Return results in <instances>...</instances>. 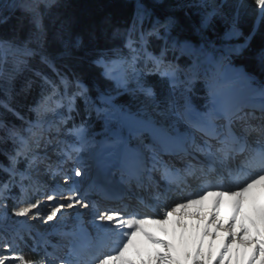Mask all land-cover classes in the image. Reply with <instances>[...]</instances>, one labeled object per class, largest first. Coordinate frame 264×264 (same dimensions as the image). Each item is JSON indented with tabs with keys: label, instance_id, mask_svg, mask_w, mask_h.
I'll return each mask as SVG.
<instances>
[{
	"label": "rangeland",
	"instance_id": "obj_1",
	"mask_svg": "<svg viewBox=\"0 0 264 264\" xmlns=\"http://www.w3.org/2000/svg\"><path fill=\"white\" fill-rule=\"evenodd\" d=\"M42 1L49 4L53 0ZM150 1L158 2L160 0ZM189 1L194 7L199 8V12L203 17L207 18L204 25L216 20L221 25L228 27L235 38L241 37V33L235 25V15L230 14L229 11H239L242 15L247 16H253L254 14L256 16L264 15V0ZM7 3V0H0V8L2 7L3 10ZM155 18L152 20L154 21L152 22L153 25L151 24L149 27H145V25L140 27L136 24L132 32L125 38L123 49L113 50L112 55L108 59H99L95 62L100 68L102 78L108 83V87L102 94L92 98L83 84H76L74 92H69L67 86L62 85V90L54 89L40 104L36 111L37 116L35 115L36 120L33 124V129L31 131L28 127L25 129V131L29 130L30 132L29 144L32 143V146L36 145L37 147H26L19 155L25 157V155H29L32 152L40 154L46 146L48 148V142H51L50 144L53 145L54 151L60 153L59 159L65 160L63 163L65 175L55 177L49 172L50 177H55V179L44 180L45 184H48L45 192L47 194L37 195L33 202H29L31 191L27 189L23 181L30 179L29 173L34 168L35 159L32 156L28 157L24 169L19 170L14 165L17 158H13V162L7 168L11 173L10 180L0 189V264H32L21 253L19 244L22 241L30 240L32 243L31 247L36 249L42 245L46 236L51 234L61 235L63 231L68 233L67 238L69 240L72 236H75L76 239L71 246L68 242H64L62 247L67 252L57 254L58 248L61 246H57L55 251L44 252L43 264H65V255L68 252L72 253L71 257L67 259L70 262L68 264H73L77 250L85 248V241L92 239L95 235L98 236L99 232H103L105 230L103 226L106 221H109L111 231H105V235L100 240L95 236L96 240L102 241L100 243L99 241L95 242V244L97 246L101 245L106 252L105 254H103L104 252L102 253V263L100 264H124L116 260L128 247V241L122 239V235H125V233L120 231V226L124 222H129L130 219L117 220V214L112 212L122 213L129 217L131 215L127 212L130 211L129 208L133 207H127L124 212L117 210L115 207L110 206V203L116 201L112 197H108V200L102 202L104 206L101 204L100 198L103 199L104 196L100 197L97 195L98 197H96V194H92L93 190L89 189L91 184L86 178L89 168L85 169L86 166H89L88 161L95 159V162L112 165L108 171L103 169L106 172L102 171V173L103 175L109 173L112 176H116L117 172L114 171L113 166L119 164L125 152L129 155L133 154L134 158H137L138 155L145 154V148L151 146L155 149V151L151 152V155L156 158H162L161 156L164 153L160 146L157 145H161L159 142L161 136L158 130L166 132L165 134L167 135L172 134L173 140L183 144L188 141V134L185 130L193 131L191 126L196 124L198 125V130L195 131L192 138L190 137L192 140L194 139L192 143L195 144L198 141L197 139H201L199 130L201 131L203 126L212 122L214 124L220 123L218 122L221 120L219 118L217 121L213 120L212 104L215 97L221 100L227 92L239 91L240 94L238 93V96L242 97L240 101L242 103L250 101L264 103V89H256L249 80L236 74L234 72L235 69L227 63V57L223 54L210 75L202 74L196 78L208 88L210 97L204 111H198L193 108L187 97L184 85L186 78H195L192 68L185 69L181 66H174L175 63H168L163 61V59L172 57L176 60L179 57H186L193 61L199 51L190 43L176 45L174 42L169 41L164 44L167 45L165 48L168 53L167 57L162 53L158 55L146 54L147 45L150 44L152 39L159 37L160 28L163 26L169 27L170 22H157ZM20 53L17 48L0 43L1 60H4L7 56H20ZM149 61L151 63H148ZM206 61L211 64L212 57L208 56ZM163 63L168 64L159 69L158 65ZM155 72L162 73L160 84L155 85L157 93L148 81V75ZM79 106H81L80 109H78ZM81 112L85 114V122L79 120ZM244 113L240 116L241 118L244 117ZM261 114L264 116L261 112H250L248 119L251 122H255L260 120L259 116ZM124 120L138 121L140 125L147 124L150 127L144 128L145 131H138L140 129L133 127V124H131L130 127L132 128L130 129L124 125ZM199 123L203 124V126ZM96 126L97 129H95ZM255 128L257 129V127ZM181 139H183L182 142ZM128 144H130V148H127ZM113 146H115V151L112 154L110 151ZM162 146L164 147V145ZM106 151L109 152L105 153ZM166 153L168 152L166 151ZM107 154L113 156L112 160H109V164L104 163L105 158L110 157ZM80 156L84 160L79 163L80 166H77V160ZM74 166L76 168L73 169ZM75 169H78L80 186L77 190L70 191L72 203L69 204L67 195L68 190H70L69 177ZM119 176H122L121 173ZM126 178L128 179L127 176ZM109 179L111 180V178ZM110 180L107 185L112 183L113 187L116 185L121 186L119 180L116 183L113 182L114 180ZM94 182L100 183L99 180H94ZM96 185L94 184V187ZM120 188L123 190L122 187ZM15 190L19 193L18 196L14 195ZM87 191H90L89 196H87ZM93 195L95 197L92 198L91 196ZM124 196L127 197L126 195ZM5 198H8L10 203ZM96 206L103 208L101 210L103 212L97 213V209H94ZM131 206H134V204ZM106 207L109 208L107 209ZM175 207L176 205L172 204L168 207V210L165 209L164 218L161 219L165 227L159 233L156 244V250L159 251V254H156L153 260L155 262L148 260L149 258H145V254L141 253V258L136 255L131 259L132 264H152V262L154 264H241L242 262H247L244 259L239 263L234 258H231L230 254L222 250L223 244L229 237H232L229 246L237 248L239 242H246L245 236L227 227L228 225L221 219L216 220L215 224H209V227L214 229L218 226L220 233L217 236L211 232L208 233L205 226L201 225L202 222L207 224L211 213H207L202 217L196 214L182 216L187 223H173V226L179 231V234L184 233L186 230L192 232L190 233L192 236H189L192 239L187 238V240L184 239L182 241L178 234L168 240L165 234L167 228L172 225V217L176 216L175 210L177 208ZM74 208H76L75 211ZM162 209L161 205L152 207V210L164 211ZM83 211L92 212V221L87 220L85 226L72 223L74 215L82 214ZM105 214H107L106 218L104 217ZM131 221L134 222L133 220ZM195 221L199 222L197 226L194 225ZM260 238L264 241V237ZM215 240H218L220 244L211 246L210 243ZM43 246L44 248H49L47 243H43ZM53 256H57L58 259L53 258ZM29 258H31L30 255L28 256Z\"/></svg>",
	"mask_w": 264,
	"mask_h": 264
},
{
	"label": "trees",
	"instance_id": "obj_2",
	"mask_svg": "<svg viewBox=\"0 0 264 264\" xmlns=\"http://www.w3.org/2000/svg\"><path fill=\"white\" fill-rule=\"evenodd\" d=\"M229 13L235 15L239 38L216 20L204 25L207 18L189 0H53L49 4L8 0L0 14V43L21 53L0 59V188L10 180L8 165L27 137L25 129L32 128L44 97L62 85L74 92L78 83L92 98L102 94L108 83L95 62L123 49L134 26L151 25L154 17L170 23L161 29L160 38L147 45L150 50L166 54L164 44L169 41L191 43L199 54L192 62L185 58L180 62L192 65L196 75L208 74L222 53L229 52L232 66H244L258 78L255 85L264 88V15ZM208 56L212 64L206 61ZM148 81L157 93L160 79L148 76ZM184 85L191 106L204 110L207 89L193 80ZM79 118L86 120L82 112ZM17 166L23 167L22 162ZM29 248L21 243L27 261L39 262L37 252L30 251L28 259Z\"/></svg>",
	"mask_w": 264,
	"mask_h": 264
},
{
	"label": "bare ground",
	"instance_id": "obj_3",
	"mask_svg": "<svg viewBox=\"0 0 264 264\" xmlns=\"http://www.w3.org/2000/svg\"><path fill=\"white\" fill-rule=\"evenodd\" d=\"M238 93L240 94L239 91H229L227 92V94L223 96L221 100L216 97L214 98L212 109H213V115H214L215 120H217L218 118L219 119L224 118L225 120L229 119L235 122L234 117H236L238 118L237 122L240 121L239 124L247 123V121L251 122V120L248 119L249 115H247L245 119L236 115V110H238V107L243 105V103L240 102L242 97L238 96ZM261 113L264 114V112H261ZM259 117H260V120L251 122V124L254 126V128L257 127V129H261L264 131V116L261 114ZM131 124H133V127H137L138 129H140L138 131H145L144 128L150 127L147 124L140 125V122L133 121V120L131 121L127 120L124 123V125L130 129L132 128L130 127ZM212 124L214 123L212 122ZM200 125L203 126V124H200ZM206 126H203V128L201 129H204L207 134H210L211 131L213 130H211L210 125H208L207 127ZM191 128H193L194 132L191 130H185V132L188 134L187 135L188 141L187 142L185 141L182 145L185 146L183 151L186 150V148L187 149L192 148L191 153L192 152L194 153V151H197L198 149H200L194 143H192L194 139L193 140L191 139L194 136L195 131L198 130V125L196 124L194 126L192 125ZM158 133L161 136V138H159V142L161 143V145H164V147L171 148V149L178 148L180 143L179 142L177 143L175 140H173V137H171L173 136L172 134L167 135L165 134L166 132L160 131V130H158ZM197 140L199 141V142L196 141L198 143L202 141L200 139H197ZM167 145H170V146H167ZM128 147L130 148V144L127 145V148ZM114 151H115V146L111 148L110 153L113 154ZM144 151H145V155H143V157L144 158L146 157V160L151 159L152 158L151 152L154 151V148H152L151 146H148L147 148H145ZM108 152L109 151H106L105 153H108ZM107 155L110 157L105 158L104 163L109 164L110 163L109 160H112L113 156H111V154H107ZM180 157L184 158V155L180 154ZM162 159H166V158L163 156ZM83 160L84 158L80 156L77 160V166L78 165L80 166L79 163L82 162ZM60 163H63V161H60ZM96 163H97L98 168L102 170L103 172H106L105 170L108 171L112 166V165L101 164L98 161H96ZM119 164L123 165L124 170L127 173L131 174V176H135L139 181L141 180V175L136 172V168H137L136 161H135V158L132 157V155H129L127 154V152H125L123 155V158L120 159ZM164 165L167 167L170 173H175L177 171V169L173 167V165L167 164L169 165L167 166L165 163ZM82 166H85V165H82ZM88 168L90 169L89 166L85 167V169H88ZM227 168L230 172V166H227ZM51 171H53V169H51L49 172ZM110 175L112 174L107 173V175H103L104 177L102 175H98L99 178H102V180H99V182L104 181L105 184H108L107 182L110 180L108 176ZM127 177L129 178V176ZM49 178H50V175H49ZM112 180L113 178L111 177L110 181ZM69 181H70L69 182L70 190H68L67 195H68V203L70 204L72 203L70 191L77 190V188L80 186L79 181H78V169L77 170L75 169L73 171V174H71V176L69 177ZM116 182L117 180L115 181V183ZM224 182L225 181L223 182L219 181L215 185L208 187L206 189H203L200 191L196 190L195 192H192L189 195L187 194V196L184 195L182 198L178 197L177 199L179 200H177L176 204H174L176 205L175 208H177V210H175L176 216L172 217L171 219L172 225L167 228L165 237L168 240H170L179 234V231H177L174 228L173 223H187V221L184 220L182 216L186 214L188 215L196 214L197 216L202 217L206 215L207 213H211V217H209L210 219L208 218L209 220L207 224H205V222L201 223V225L205 226V229L206 231H208V233L211 232L213 233V235H216V236L220 233L218 226L214 229V228L209 227V224H215L216 220L221 219L222 221L225 222L226 225H228L227 227H230L231 229L237 231L240 235L245 236L244 238H246V242L244 241V242H239L238 244L236 243L237 248H233L229 246L230 242L232 241V237H229L228 240H226V242L223 244L224 245L222 248L223 251H226L228 254H230L231 258H234V260L238 261L239 263L244 259L247 260V262L244 261L245 263L242 262L241 264H263L264 263V241L260 237H264V170L259 171L256 176L250 177L245 180L244 179L240 180L238 183H236V181L232 179L230 180L231 185L229 184L226 187L225 186L222 187V183ZM158 183L160 184V181H158ZM120 187L117 185L114 186V190L117 191L114 194L116 196L102 195L98 193L96 194V197L104 196L103 197L104 200L100 198L101 200L100 202L102 205H103L102 202L105 200H108L107 199L108 197H112L113 200L116 199L115 202L110 203L111 204L110 206L115 207L117 210H120L123 212L127 210V207H137V204H136L137 202L142 203L140 200L141 194H139L137 191H133L134 190L133 187L125 186V187H122L123 190H121ZM150 187H152V185ZM171 192L172 191H170L169 193L171 194ZM86 193H87V196H89L90 191H87ZM124 195H126L127 197H125ZM91 197L93 198L95 197V195ZM132 204H134V206H131ZM163 204L164 205H161V207L164 209V211L148 210L145 207H140V210H139L140 216H137L136 218L135 217L131 218L129 222H124V223L121 222L122 224L120 226L121 227L120 231H123V233H125V235H122V239L125 241H128V247L126 248V250H124L123 254H120V256L116 258L117 261H120L121 263H124V264H132L131 259L136 255H138L141 258V255H140L141 253H144L145 254L144 257L147 259L149 258L148 260L153 261L155 259L156 254L157 255L159 254V251L156 250V244L158 242L159 233L163 231L165 227L163 223L161 222V219L164 218V215H165L164 213L166 212L165 209L168 210L169 209L168 207L172 205L171 202H168V203L163 202ZM106 208L108 209L109 207H106ZM75 209L76 208H74V211ZM91 216H92V212L88 213L87 211H83L82 214L74 215L72 223H75L76 225H79V226H85V223L87 220L92 221L93 216L92 217ZM104 217L106 218L107 214H105ZM102 220L104 219L102 218ZM131 220H133L134 222H132ZM198 224H199L198 221L194 222V225L197 226ZM99 225L101 226V224ZM103 227L105 228V230L103 232L98 233L99 237L96 236V238H98L99 240L105 235L104 234L105 231H108V232L111 231V228H109L110 227L109 221H106ZM190 233L192 232H188L186 230L184 233H180L179 237L182 241L184 239L187 240V238L191 240L192 238H189V236L190 237L192 236L190 235ZM188 242H191V241H188ZM218 243L220 244L218 240H215L211 242L210 245L217 246L219 245ZM102 253H103V248L99 249V258L95 261L94 264L102 263L101 261L103 257ZM82 255L89 257L88 251L83 252ZM153 262L152 264H154ZM65 264H68V263H65ZM78 264H84V261L81 259L79 260Z\"/></svg>",
	"mask_w": 264,
	"mask_h": 264
},
{
	"label": "water",
	"instance_id": "obj_4",
	"mask_svg": "<svg viewBox=\"0 0 264 264\" xmlns=\"http://www.w3.org/2000/svg\"><path fill=\"white\" fill-rule=\"evenodd\" d=\"M8 1V0H7ZM2 10V7L0 8V11ZM236 73L247 78L250 82H257V77L249 72H247L244 68V66H238L236 68Z\"/></svg>",
	"mask_w": 264,
	"mask_h": 264
}]
</instances>
